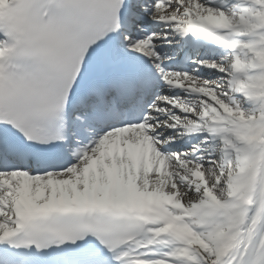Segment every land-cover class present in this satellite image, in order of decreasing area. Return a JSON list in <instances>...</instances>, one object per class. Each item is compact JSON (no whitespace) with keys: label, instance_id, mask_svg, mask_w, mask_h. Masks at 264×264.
Instances as JSON below:
<instances>
[{"label":"snow or ice","instance_id":"snow-or-ice-1","mask_svg":"<svg viewBox=\"0 0 264 264\" xmlns=\"http://www.w3.org/2000/svg\"><path fill=\"white\" fill-rule=\"evenodd\" d=\"M0 264H264V0H0Z\"/></svg>","mask_w":264,"mask_h":264}]
</instances>
